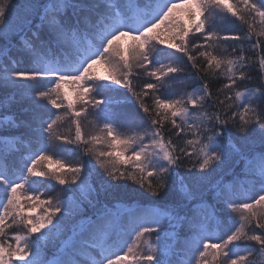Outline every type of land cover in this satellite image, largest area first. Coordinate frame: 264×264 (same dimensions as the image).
Here are the masks:
<instances>
[{
    "label": "snow or ice",
    "instance_id": "obj_1",
    "mask_svg": "<svg viewBox=\"0 0 264 264\" xmlns=\"http://www.w3.org/2000/svg\"><path fill=\"white\" fill-rule=\"evenodd\" d=\"M261 254L264 0H0V264Z\"/></svg>",
    "mask_w": 264,
    "mask_h": 264
},
{
    "label": "trees",
    "instance_id": "obj_2",
    "mask_svg": "<svg viewBox=\"0 0 264 264\" xmlns=\"http://www.w3.org/2000/svg\"><path fill=\"white\" fill-rule=\"evenodd\" d=\"M216 21H217V23H216L217 29L218 30H222L221 31V35L228 34V33L241 34L242 35L243 32H244L245 26L241 25L239 21H236L235 18L230 17L229 19L224 20L223 22H221L220 18L216 17ZM256 23L259 26V21H256ZM258 30H259V27H258ZM241 44L244 47L243 54L246 57H249L250 61H251L250 75L253 77V79L250 82H246V83H247L248 87H255L258 84H260L262 81L260 79V74H259V71H258V63H257L258 55H257L256 50H253L251 48V42H249L247 40H244V41L228 40V41H225V42L222 43V47L227 48L228 51L231 52L232 47H238ZM171 51L172 50H169V52H171ZM176 55H177V57H181L182 56V54H180V53H177ZM165 56H167V58H168L167 54H162L159 58L161 60H163L165 58ZM98 68L102 72V74H104L103 66H99ZM133 83L135 84V83H137V81L133 80ZM65 87H67L68 89H70V88L73 89L74 86L66 85ZM61 112H63V110H61ZM90 120H91V117L87 121H90ZM64 123L66 124V127L65 128H60L59 131L63 132V133H66V134L74 135L75 128H74V125L71 123V121L70 120H66ZM82 123H83L84 132H85V134L87 136V131H86V127H85L84 121ZM66 147L74 148L75 146L74 145H67ZM96 147L102 148L103 145H97ZM65 155L67 156V154H65ZM75 159H76L75 155H73L70 159L67 158L68 161H73ZM52 184H54V183H52ZM49 185H51V183H49ZM52 188H53V190H52L53 193L58 190V188H55V187H52ZM230 223L231 222L229 221V224ZM255 264H264V254H261L260 256H258L256 258Z\"/></svg>",
    "mask_w": 264,
    "mask_h": 264
},
{
    "label": "rangeland",
    "instance_id": "obj_3",
    "mask_svg": "<svg viewBox=\"0 0 264 264\" xmlns=\"http://www.w3.org/2000/svg\"><path fill=\"white\" fill-rule=\"evenodd\" d=\"M178 15H180L179 13H178ZM161 27H164L163 25L161 26ZM165 35H167V33H165ZM128 43H130V41L128 42ZM167 56H165V58L162 60V61H167ZM99 67V66H98ZM69 90V92L71 93L72 92V89L70 88V89H68ZM189 91H190V89H188ZM84 124H85V127H86V131H87V136L89 135V134H96V124H95V121L91 118V120L90 121H84ZM66 127V124L63 122L62 124H61V126H60V128H65ZM59 128V129H60ZM66 156V155H65ZM67 157V156H66ZM54 158H56V157H54ZM72 161H68L67 160V158L65 159V163L67 164V163H71ZM53 167H56V165H53ZM51 183V185H48V188H49V190H53V188L52 187H55V188H58V190L56 191V192H52V194H53V196L55 197L57 194H58V192H59V187L60 186H57L56 185V182L55 181H52V182H50ZM52 183H54V184H52Z\"/></svg>",
    "mask_w": 264,
    "mask_h": 264
}]
</instances>
